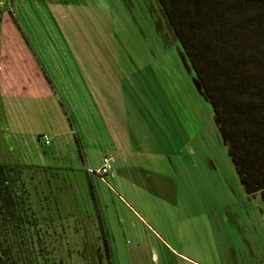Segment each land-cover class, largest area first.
Wrapping results in <instances>:
<instances>
[{
  "label": "rangeland",
  "instance_id": "374dc122",
  "mask_svg": "<svg viewBox=\"0 0 264 264\" xmlns=\"http://www.w3.org/2000/svg\"><path fill=\"white\" fill-rule=\"evenodd\" d=\"M34 3L48 26L52 0ZM60 5L65 40L40 55L53 94L0 89V163L22 167L48 263L264 264V202L241 189L157 2ZM102 157L112 178L87 173Z\"/></svg>",
  "mask_w": 264,
  "mask_h": 264
},
{
  "label": "trees",
  "instance_id": "16d2710c",
  "mask_svg": "<svg viewBox=\"0 0 264 264\" xmlns=\"http://www.w3.org/2000/svg\"><path fill=\"white\" fill-rule=\"evenodd\" d=\"M155 1L241 189L264 202V0ZM21 168L0 163V264H49Z\"/></svg>",
  "mask_w": 264,
  "mask_h": 264
},
{
  "label": "crops",
  "instance_id": "0c3cea01",
  "mask_svg": "<svg viewBox=\"0 0 264 264\" xmlns=\"http://www.w3.org/2000/svg\"><path fill=\"white\" fill-rule=\"evenodd\" d=\"M63 1L52 0V9L49 10L47 8L46 11L49 25L44 26L42 24L43 16L36 11L34 0H12L13 11L15 12L14 19L16 23L20 24L19 29L22 30L23 34L18 32L19 29L16 28L14 23L12 24V20L0 18V22H2V25H0V89H2L1 93L3 96L10 91L13 94L24 92L31 99L38 98L42 100V97L53 94L52 88L55 80L53 76L46 72L40 60V55L43 52V54H53L51 38L65 40L62 35L63 30L58 23H55L59 22L60 19L55 20L53 15L55 13L61 16L58 9L61 8L62 5L60 4ZM43 4L46 5L45 3ZM52 24L57 30L50 35V25ZM23 38L25 39L23 40ZM43 71L50 79L52 87L46 82ZM54 85L60 88L63 86L61 83H55ZM13 130L19 129L13 127ZM13 134V142H15L14 131ZM119 135L124 137L125 133L122 131ZM122 142L116 135L111 139V149H121ZM7 143V145H12V141L8 140Z\"/></svg>",
  "mask_w": 264,
  "mask_h": 264
},
{
  "label": "built area",
  "instance_id": "2783aa9c",
  "mask_svg": "<svg viewBox=\"0 0 264 264\" xmlns=\"http://www.w3.org/2000/svg\"><path fill=\"white\" fill-rule=\"evenodd\" d=\"M10 7H12V0L11 4L8 2V0H0V8L7 10L11 14H13V10L10 11L11 9H9ZM41 138L44 144L48 143V139L45 135H42ZM111 164L112 160L109 157H102L96 170L93 171L90 168H86V170L88 174H96L100 178H112L113 175L111 173Z\"/></svg>",
  "mask_w": 264,
  "mask_h": 264
}]
</instances>
